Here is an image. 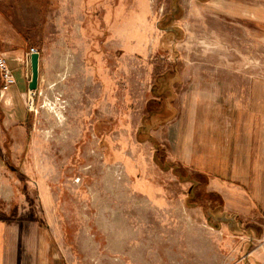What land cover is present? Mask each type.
Here are the masks:
<instances>
[{"label": "rangeland", "instance_id": "374dc122", "mask_svg": "<svg viewBox=\"0 0 264 264\" xmlns=\"http://www.w3.org/2000/svg\"><path fill=\"white\" fill-rule=\"evenodd\" d=\"M232 6L243 19L227 15ZM261 7L264 0L0 1L2 47L45 57L37 91L11 61L20 91L0 90V125L15 127L0 132L3 142L10 134L0 146L10 264H263L231 207L218 199L195 206L175 161L183 127L192 133L195 93L211 77L264 79ZM259 111L263 118L264 100ZM256 169L259 185L246 194L260 209Z\"/></svg>", "mask_w": 264, "mask_h": 264}, {"label": "crops", "instance_id": "0c3cea01", "mask_svg": "<svg viewBox=\"0 0 264 264\" xmlns=\"http://www.w3.org/2000/svg\"><path fill=\"white\" fill-rule=\"evenodd\" d=\"M244 14L242 9H235L233 6L227 11V15L232 18L243 19ZM1 18L3 15L0 10V20ZM257 21L264 24V7L258 9ZM0 36L2 37L3 33H0ZM3 39L0 41L3 42ZM59 40L67 43L65 35L60 37L51 52L54 56L63 52ZM5 42L9 40L5 38ZM1 52H5L8 61L21 69L20 79L26 80L29 90L31 62L28 50L19 46L2 47L0 44ZM44 58L40 53V66ZM249 83L251 86L247 89L237 86ZM40 84L39 77V86ZM16 87L18 79L17 85L10 91L14 98L20 91ZM1 88L0 78V90ZM263 100L264 79H250L249 76H240L238 79L231 76L211 77L209 87L200 88L195 93L192 133H186L183 125L185 134L183 140L181 138L179 141V154L175 161L188 175L181 181L192 183L190 194L195 193L197 202L200 201V204L194 202L195 206L207 209L205 201L212 204L213 200L218 199V203L226 206L227 210L231 207L233 215L248 231L245 234L249 242L258 244L252 254H258L264 264V248H259L264 240V208L256 209L258 205L256 202V206L252 204L246 194L249 190L257 189L259 185V178L257 180L253 173L255 166L259 173L263 171L264 174V117H261L262 112L259 111ZM253 103H256V106ZM1 131L14 132L15 127L7 128L6 125H0ZM8 138L10 134L4 142L0 139V146H3ZM231 193L235 194L236 199ZM241 216H246L247 219H242ZM215 226L219 227L220 224ZM10 239L9 226L5 220L0 219V264H10L12 252Z\"/></svg>", "mask_w": 264, "mask_h": 264}, {"label": "built area", "instance_id": "2783aa9c", "mask_svg": "<svg viewBox=\"0 0 264 264\" xmlns=\"http://www.w3.org/2000/svg\"><path fill=\"white\" fill-rule=\"evenodd\" d=\"M35 53L39 52L35 48H32L28 56L31 57V55ZM0 78L2 80V92L8 95L11 89L17 85V79L9 64L7 56L4 54H0ZM259 248H264V240L260 243Z\"/></svg>", "mask_w": 264, "mask_h": 264}, {"label": "water", "instance_id": "95a60500", "mask_svg": "<svg viewBox=\"0 0 264 264\" xmlns=\"http://www.w3.org/2000/svg\"><path fill=\"white\" fill-rule=\"evenodd\" d=\"M32 77L29 83L30 91H37L40 77V53L32 54L30 57Z\"/></svg>", "mask_w": 264, "mask_h": 264}, {"label": "trees", "instance_id": "16d2710c", "mask_svg": "<svg viewBox=\"0 0 264 264\" xmlns=\"http://www.w3.org/2000/svg\"><path fill=\"white\" fill-rule=\"evenodd\" d=\"M2 91V90H1ZM153 113V112H152ZM153 116H154V113H153V115L152 114H149V119L151 118H153ZM149 119H147L148 121H149ZM147 121V122H148ZM172 166V165H171ZM170 165H166V167L167 168H170L171 167ZM177 173H178V176H180V178L182 179V180H184L185 178H187L188 177V175L186 174V171L182 168H177ZM182 175H183V177H182Z\"/></svg>", "mask_w": 264, "mask_h": 264}]
</instances>
